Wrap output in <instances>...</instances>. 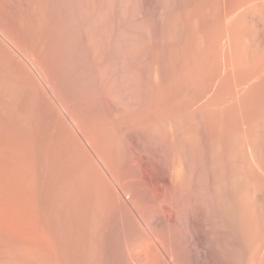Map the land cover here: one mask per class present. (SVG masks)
<instances>
[{
    "label": "bare ground",
    "instance_id": "6f19581e",
    "mask_svg": "<svg viewBox=\"0 0 264 264\" xmlns=\"http://www.w3.org/2000/svg\"><path fill=\"white\" fill-rule=\"evenodd\" d=\"M216 2L0 0V264H127L135 248L146 264L172 261L177 247L163 215L152 214L176 199L179 207H168L190 210H178L188 228L185 264H199V192L207 218L223 211L224 222L234 225L246 214L251 220L241 216L246 221L239 227L257 229V203L244 200L254 209L248 214L243 191L242 201L231 194V184L243 183L238 174L229 172L230 191L222 193L209 177L224 163ZM111 79L123 85L114 87ZM151 135L157 146L166 136L173 151L149 148L144 140ZM195 170L211 172L193 188ZM124 211L133 212L131 219L136 212L152 231L143 226L123 241Z\"/></svg>",
    "mask_w": 264,
    "mask_h": 264
},
{
    "label": "rangeland",
    "instance_id": "374dc122",
    "mask_svg": "<svg viewBox=\"0 0 264 264\" xmlns=\"http://www.w3.org/2000/svg\"><path fill=\"white\" fill-rule=\"evenodd\" d=\"M215 1H217L216 2L217 4L215 3V5H216L215 6L216 7V9H215L216 14L215 15H217L216 19H218V23L216 22V25H218V26H216V28H217L216 30H217L218 36L220 35L218 37V41H220V42H218L219 43V49H220L219 55H218L220 58L218 57V60H220V62L218 61V67H219L218 68V74H219L218 75V81H219L218 85L219 86L217 87V90H218V94H217L218 95L217 96L218 102L217 103H218V110H219V113H218V132L219 133H218V135H221V133H222L221 136H223V133H225L223 137H221V136H220L221 138L219 137V140H220L219 146L221 147V148L219 147V149H220V151L224 152V153L220 152V156L221 155L222 156L220 157L221 159H219V160L222 162L224 161V163H221L222 168H221V166H218V167H216L217 169L215 168L214 170H211L212 172L209 170H207L206 172H207V174L209 172H211V174L213 173V175H210L209 177L210 178H211V176L214 177L213 179L218 183L217 184L215 181H213L212 178L210 179L211 181H213L214 183L217 184V187L220 188V189L218 188V191L219 190H220V192H221V190L227 191V189H228V191H230L229 189L231 187V189H232L231 194L237 195V196H234V199L237 201L243 200V202H244V200H245L247 202L248 199H250L252 197L251 198L252 200L250 199L249 201L255 202V204L257 203L255 205L257 207V210H256V207H255V210L251 209V206L246 202H244V204L249 205V206L246 205L249 207L248 214L251 213L253 210L255 212L257 211L255 220L257 221L256 226H257V229L260 230L259 231L260 233L258 231H256L257 229H255V230L252 229L253 232H252V230L251 231L249 230V232H250L249 233V232H247L248 230L245 229V231H244L243 227H242L243 229H241V227H239V226H242L246 220L247 221L251 220V218H248L245 213L244 214L246 216L245 215H241V216H243L244 219H246V220L244 221L243 217H241L239 215L238 218L239 217L240 218L237 219L238 222L236 221L238 225L236 223L235 224L237 226L234 224L236 227L232 223L230 224L229 221L224 222L225 221L224 217H226V216L223 215L224 214L223 211H221V212L219 211L218 215L216 214V218H215V216L210 217L211 219L213 218L214 220L207 218V216L209 217V215L205 214V213H208L206 210L207 209L206 199L204 200L203 194H200V192H199L198 194H196L197 196L199 195V197H198L199 199L196 197L199 200V202H197V204H196L198 211L196 208L195 209L197 212H200L199 213L200 216H198L197 222H199L201 224V226L198 225V227L199 226L201 227V230H200V228H197V231L199 230V232L197 234H198V237L200 236L199 238L202 241V245L199 249V253H198L199 258L197 257V260H198L197 262H199V264H264V261H263L264 260V5H261L260 3H256L255 2L256 0H251V1L246 0V1H248V3H245V4L243 2L245 0H215ZM241 2H243V3H241ZM118 73L121 74V77L125 78L123 72H121L119 70ZM111 81L113 82L114 87L116 85L119 86L120 84H122V82H120L118 80L111 79ZM119 82H120V84H119ZM204 83L202 85V87L204 86V88H200L201 93L206 92L205 88L207 87V84H206L207 81L205 83L206 86L204 85ZM219 101H220V103H219ZM225 102H227V103L225 104ZM232 105H234L235 107ZM230 111H232V113ZM222 112H223V114H222ZM232 114L234 116H232ZM227 117H230V118L228 119ZM220 118L221 119L223 118L222 119V121H224L223 124H222V121ZM219 119H220V121H219ZM231 121H233L234 123ZM227 122H228V124H224ZM239 126H240V128H242L241 130H239L240 129V128H238ZM227 127H228V129H227ZM232 128L235 130L232 131ZM229 130H231V132ZM244 132H245V134H244ZM238 133L240 136L238 135ZM234 134H235V136H234ZM242 136H245L246 138H244ZM145 137H146L145 140L143 139L144 141L151 142L150 146L147 145L145 142V144H146L145 147L147 146L146 148H148V146H149V148L156 146L155 148H158L157 150L159 151V149L161 147V146H159L160 144H162V147L164 146V148L166 145L169 144V142L164 143L165 140H167L166 136L164 137L165 140L163 138L161 140L162 142L164 140L163 143L160 140H158V142L159 141L161 142L160 144L158 143V146H157V143L153 144L154 142H152V141H155L154 136L151 135V137L154 140L150 136H148V137L145 136ZM235 137L236 138L238 137L239 139L237 138L238 139L237 140V139H235ZM223 139H225V141ZM229 139H231L232 141ZM221 140H222V142H221ZM149 142H148V144H150ZM155 142H157V141H155ZM224 142H225V144H224ZM229 142H230V144H229ZM237 142L238 143L240 142V143L238 144ZM245 143H246V146H245ZM254 143H256L257 145ZM152 144H153V146H152ZM229 145H231V146L228 148ZM169 146H171V145L169 144ZM169 146L168 147L166 146L168 149L167 148L165 149V151H166L165 153H167V152L169 153L170 151H173L172 150L173 148L170 150ZM251 146H252V148H251ZM154 147H153V149L155 150ZM243 147H244V149H242ZM234 148L235 149L238 148V149L235 150ZM153 149H152V151H154ZM228 149H229L228 153L232 154V156L234 153L233 151H236L234 153V156H236L237 158L233 157V160L231 159V162L229 161V164H228V167L230 165L229 170H228V167L226 164V168H227V170H226V168H224L223 166L225 165V160L227 161L226 163H228V160H227L228 159L227 158V156H228L227 150ZM232 149H234V150H232ZM157 150H155V151H157ZM163 150H160L159 154H162L161 151H163ZM230 150H232V151H230ZM245 150L248 152H246ZM158 151L156 153H158ZM252 151L255 153H252ZM237 152L239 154H241V155L243 154V155L242 156L239 154L235 155ZM244 152H245L246 156H245ZM251 153L253 154V156ZM163 155L165 157H167L166 154H163ZM169 157H170V155H169ZM169 157H167V158H169ZM256 157H257V159H256ZM243 158H244V160H243ZM250 158H251V160H250ZM242 162L243 163L245 162V163L242 164ZM232 164H235V165H232ZM236 164L238 167L236 166ZM231 165H232V167H231ZM232 168H234V169H232ZM257 168H259V169H257ZM223 169H224V171H222ZM236 170H237V172H236ZM259 170H260V172H259ZM195 171L197 172L196 174H194ZM195 171H193V174H194L193 177H195V178L190 180L191 182L192 181L194 182V180L196 182L195 184H193V188H194V185L196 186L197 184L202 182L201 180L197 181L196 179L199 178V175L204 173L203 171H201L202 173L200 174L198 172L199 170L198 171L195 170ZM232 171L235 174H238V175H236V178L238 176L240 178L242 177L241 180L238 179L239 177L237 178V180H239V182L236 180L238 183H242V181H243V183L240 184V187L238 184H237L238 186L236 184L235 185L233 184L234 188H232L233 185L231 184L232 185L231 186L229 184L230 183L229 175H230V173H232ZM246 171L247 172L250 171V172L247 173ZM241 172H243V173H241ZM253 172H255L256 174ZM234 173H233V175L235 176ZM258 173H260V174H258ZM207 174H205V175H207ZM222 174H223V177H222ZM225 174H227V175H225ZM244 174H247L246 176L249 177L251 180H249L246 176H244ZM215 176H216V178H215ZM254 176H256L255 179H254ZM191 177H192V175H191ZM200 178L203 179L204 175H203V177L201 175ZM220 178H223V180ZM233 178H235V177H233ZM217 179L218 180L220 179L219 181H222V182H218ZM257 179H260V180H257ZM246 182H247V185H246ZM251 182L253 184H251ZM224 183L226 186H224ZM219 185L226 187V188H222ZM229 185H230V187H229ZM245 188H247V189H245ZM239 189H241V191ZM237 191L240 193L236 194ZM241 192L243 193L244 198H242ZM247 194L248 195L250 194L249 197L247 196ZM240 196H241L242 200L240 199ZM235 197H238V198L236 199ZM187 199L188 198H185L186 201H189V199L188 200ZM170 201H169V203L166 204L167 206L162 203L164 206L162 204H160L157 207L158 212H160L162 214H159L155 209L154 212L155 211L156 212H155V214L153 213L152 215L155 218H157V217L160 218V216L163 215V216H161V218L165 221L166 230L168 231V233H170L169 235L171 236L170 237L171 242H172L171 244L174 245V246L172 245L173 249H174V247L175 248L177 247V252H176L177 256H175L172 261H169L170 263L168 261L167 262L165 261V263L166 264H171V263L172 264H180V263L185 264V261H187L188 256L184 250V247L182 249H181V247L185 243L184 239L186 237V232H187L186 230L188 228H187V223L184 222V219L180 220L178 217V215H181V212L184 213L185 210L182 209L183 211H181V209L179 210L177 208H173V205H175L177 199H176V201H174L175 203H173L172 201H171L172 203H170ZM204 201H205V203H203ZM168 204H173V205L168 207ZM176 204H178L177 207H179V203H176ZM174 207H176V206H174ZM160 209H163V210L159 211ZM184 209H186V211L189 210L187 207ZM171 210H174V211H171ZM178 210L181 212H179ZM175 211L177 212V218H176V212ZM131 212L132 211H127V212L124 211L123 214L121 213L122 214L121 215L122 216L121 221L119 220L122 223V224L120 223L121 224L120 226H121V236H122L123 241H125L128 238V234H130L131 232H136V230L137 231L143 230L142 229L143 226H144L143 227L144 230L146 229L145 231H149V229H150V227H147V225L145 226V222L141 221L142 219L139 216H138L139 218L136 219V212H134L135 213L134 219H131V218H133L132 216H134L133 212H132V216L130 217L131 214H129V213H131ZM172 212H174V214ZM178 212L180 214H178ZM189 212H190V210H189ZM221 213H223V214H221ZM239 213H241V211ZM157 214L159 216H157ZM199 214H197V215H199ZM183 215H185V213ZM188 215H189V213H188ZM188 215L186 214L187 217H188ZM221 215H223L224 217H222ZM124 217H125V219H124ZM205 217H206V219H204ZM250 217H252V216H250ZM126 218L128 221L129 220L130 221L127 222ZM182 218H184V217L182 216ZM186 218H185V220H186ZM199 218H201L202 220H200ZM139 219H141V220H139ZM123 220H125V222ZM137 220H139L140 223L143 222V223H141L142 225L139 224L137 227V224L139 223ZM226 220H228V219L226 218ZM176 221H177V224L175 223ZM182 221H183V223H182ZM207 221L208 222L210 221L208 223L209 227L207 226ZM134 222H136V223L138 222V223L134 224ZM186 222H187V220H186ZM222 222H224V223H222ZM227 222H228V224H227ZM131 223H133V224H131ZM184 223L186 226L184 225ZM210 223H211V225H209ZM212 223H213V227H212ZM168 224L170 226H168ZM174 224L176 226L183 225V227L179 226L180 227V229H179V227H176ZM229 224H230V226H229ZM239 224H242V225H239ZM210 226L213 229L210 228ZM129 227H130V229H129ZM234 227H235V229H234ZM185 228H187V229H185ZM236 228L239 230L235 231ZM150 231H152V230L150 229ZM253 233H254V235H253ZM256 233L259 235H257ZM244 234H247V235H244ZM249 234H251V236ZM237 236H239V237H237ZM243 236L246 239L245 238L241 239ZM248 237H249V239H248ZM123 238H125V239H123ZM172 239H174L176 242ZM107 241H108L107 242V246H108L109 243H111L110 237L108 238ZM178 243H180V244H178ZM177 244H178V246H177ZM166 246H168V245L166 244ZM110 247H109V249H110ZM133 247H136V245ZM135 251H136V255L134 253L135 256L133 255V257H132L133 259L130 260L131 257L129 258V260L132 262V264H137V263L141 264L142 261H143L142 262L143 264H146L147 263V262H145L146 259L144 260V258H140L137 256V254H139V252H140V249L135 248L133 252H135ZM178 251H179V253H178ZM183 252H184V254H183ZM185 254H186L187 259L185 257ZM137 258L138 259L140 258V259L138 260ZM130 261H127V262L125 261V262L128 264V262H130ZM137 261H139V262H137ZM165 263L163 262V264H165ZM129 264H131V263H129Z\"/></svg>",
    "mask_w": 264,
    "mask_h": 264
}]
</instances>
